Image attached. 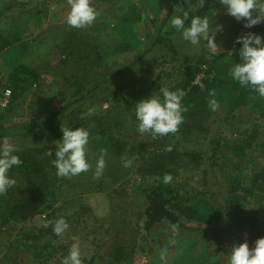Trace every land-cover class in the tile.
<instances>
[{
  "label": "rangeland",
  "instance_id": "rangeland-1",
  "mask_svg": "<svg viewBox=\"0 0 264 264\" xmlns=\"http://www.w3.org/2000/svg\"><path fill=\"white\" fill-rule=\"evenodd\" d=\"M6 1L9 0H0V7ZM18 2L14 11L0 18V30L18 29L25 35L29 51L24 59L38 69L41 78L37 85L26 90L13 103L12 110L8 109V103L4 105L10 97L5 98L0 92V125L16 126L58 108L59 90L78 78L94 81L115 75L127 64L133 65L115 76L99 97L78 107L64 119L65 126L88 121L87 158L91 167L71 178L58 176L48 205L35 217L21 222L3 223L0 220V264H57L62 248L69 251L74 243L73 237L78 238L82 264H91L96 254L99 255V264H108V254L115 244H123L133 250L130 258L120 264H227L230 246L244 240L250 244L257 225L259 237L264 236V221L262 226L258 224L263 219V212L256 192L248 196L243 208L255 213L256 220L243 221L234 237L213 230L207 224L203 225L205 231L201 234L179 240H176V229L166 222L156 224L150 231L144 228L154 177L140 176L137 167L151 151L149 144L154 138L149 133L138 131L135 105L141 98L152 93L157 95V85L174 84L178 68L208 49L204 41L193 46L183 38H177L173 51L166 58L155 50L151 54L144 52L165 19L171 0H91L99 15L91 26L81 30L101 47L105 64L101 71L95 72L63 55L61 39L71 28L66 24L70 10L68 0ZM132 8H140L142 17L130 25L122 19ZM210 23L213 28L215 23L223 26L216 33L222 52L238 49L240 45L235 43L237 36L255 28H245L243 22L225 14L224 8L210 19ZM124 46L126 50H123ZM11 60L8 53L0 55V81L12 66ZM117 84L131 87L129 94L135 100L131 109H124L113 99L112 90ZM218 104L210 121V135L219 142L215 159L218 183L211 187L204 185L207 167L193 166L187 158L174 183L190 202H204L214 208L221 206L225 194H244L250 186V172L264 168V149L261 146L264 144V127L253 111L252 99L232 115H228L226 103ZM89 108L94 109L91 115H87ZM107 113L119 115L123 126L104 129L90 120L93 115ZM254 129L259 131L258 139L247 150V168H240L226 144L244 140ZM206 135L210 136H192L181 149L188 152L191 147L202 145L207 140ZM106 138L125 141L126 151L120 156L112 154L108 145L102 143ZM9 142L19 149L39 146L44 148L45 154L56 152L57 143L47 132H41L37 139L17 138ZM101 157L106 165L103 174L97 178L94 175L96 162ZM125 159L132 161L130 167L124 166ZM8 197V191L0 195V205L2 199ZM52 217H63L68 222L69 228L62 236L58 237L51 225L40 227ZM161 252L165 253L163 261Z\"/></svg>",
  "mask_w": 264,
  "mask_h": 264
},
{
  "label": "trees",
  "instance_id": "trees-1",
  "mask_svg": "<svg viewBox=\"0 0 264 264\" xmlns=\"http://www.w3.org/2000/svg\"><path fill=\"white\" fill-rule=\"evenodd\" d=\"M18 3V0L6 1L0 7V18L14 11ZM170 4L165 19L161 22L153 39L151 38L149 48L144 50L146 54H151L155 50L166 58L167 54L173 51L175 40L182 36L171 27L170 20L173 16L180 15L183 10H189L190 17L207 16L210 20L224 8L219 0H205L203 7L199 6V0H171ZM141 17L140 8H132L124 14L122 21L132 25ZM252 32L262 35L264 23L257 24ZM61 43V49L66 58L68 57L77 64L89 66L94 72L102 70L105 62L100 45L93 39H88L81 29L67 30L62 36ZM123 50H126V46ZM28 51V42L20 30L9 32L0 30V55L8 53L12 58V66L0 81V92L4 93L6 89L11 90L10 101L7 104L9 110H12L13 103L26 90L40 82L41 74L38 69L29 65L24 59ZM239 59L238 52H233L232 56L230 52L222 51L218 55H211L206 49L195 60L183 63L177 70L175 83L165 86L172 90L183 89L185 95L182 104L186 111L183 112V122L178 131L154 138L149 144L151 151L142 158L137 167V173L140 176L154 177L144 222V228L147 231H150L156 224L166 222L176 229V240H179L185 236L201 234L205 231L203 225L207 224L213 230L224 233L228 237H234L243 221L256 220L255 213L243 210L248 196L255 192L259 196L264 219V168L250 172V186L245 189L244 194L223 195L219 208H214L204 202H190L174 184L186 158L193 166L205 165L207 167L204 170V185L211 187L218 183L215 159L219 142L210 135L212 132L210 121L215 116V111L209 106V100L212 98L209 95L210 91H215V99L218 103H226L228 115H232L236 109L252 99L253 111L264 127V97L257 96L258 94L251 87L241 86L230 76L231 67L235 62H239ZM132 65L133 63L127 64L115 75L99 77L94 81L82 78L72 81L66 88L59 90L60 105L58 108L16 126L0 125V141L7 139L9 142L17 138L37 139L41 136V132H47L57 143L63 135L61 127H83L88 130L87 120L67 126L63 125V121L78 107L99 97L101 91L108 88L109 82L115 76L130 69ZM201 83L204 85L203 88L200 87ZM157 87L159 94V89L163 86L157 85ZM129 89L131 87L128 84H117L112 90L113 99L121 103L124 109H131L135 105ZM90 120L104 129L123 126L119 115L109 113L93 115ZM197 134L210 136L206 135L207 140L205 139L202 145L191 147L188 152H184L181 147ZM258 136L259 131L254 129L247 134L244 140L226 144L240 168H247V150L256 143ZM102 143L108 145L111 153L116 156L122 155L127 149V143L123 140L106 138ZM261 146L264 149V144ZM17 154L22 164L13 167L9 172L17 183L8 190L9 197L2 199L0 220L3 223L27 221L38 215L48 205L53 188L58 181L56 168L53 165L56 158L54 152L45 154L43 147L32 146L20 149ZM165 174H171L173 177L168 184L163 182ZM263 219L258 223L261 226ZM258 227L257 225L251 237L250 247L259 237ZM68 252L62 248V252L57 257V264H60L62 257ZM132 252L133 250L123 244H115L108 254L107 262L108 264H120L128 260ZM98 258L99 255L96 254L91 264H99ZM191 260L196 263V260Z\"/></svg>",
  "mask_w": 264,
  "mask_h": 264
},
{
  "label": "clouds",
  "instance_id": "clouds-1",
  "mask_svg": "<svg viewBox=\"0 0 264 264\" xmlns=\"http://www.w3.org/2000/svg\"><path fill=\"white\" fill-rule=\"evenodd\" d=\"M224 6L225 14L237 21L243 22L245 28L251 29L257 24L264 23V0H219ZM70 10L66 24L71 28L83 29L91 26L99 15L97 9L92 6L91 0H68ZM205 0H199V6L203 7ZM187 22V23H186ZM170 25L181 33L184 41L196 46L204 41L211 55H218L220 49L217 44L216 33L223 26L215 23L212 27L207 16L194 15L190 17L189 10H183L180 15H175L170 20ZM236 44L239 49L229 50L238 52L239 62H235L230 69V76L239 82L241 86L251 87L259 96L264 97V36L249 31L237 36ZM201 88L204 85L201 83ZM185 95L183 89H159V94L141 98L135 105V116L138 121V131L141 134L149 133L153 138L175 133L183 122V112L186 108L182 104ZM209 106L213 111L219 104L215 99V91L209 92ZM94 109L89 108L87 115H91ZM62 138L57 140L55 160L56 175L71 178L82 172H87L91 164L87 158L89 144V132L83 127H61ZM20 149L7 139L0 141V195L6 193L16 185L17 181L9 175L10 169L22 164L17 154ZM131 160L125 159L124 166L130 167ZM106 161L103 157L96 162L94 175L99 178L103 174ZM171 174H165L163 182L172 181ZM51 225L53 232L62 236L69 228L68 222L63 218L46 219L40 227L47 228ZM66 256L62 257L60 264H82L80 245L77 237H73ZM165 259V253L161 252V260ZM227 264H264V236L258 237L250 247L247 240L234 243L230 246Z\"/></svg>",
  "mask_w": 264,
  "mask_h": 264
},
{
  "label": "built area",
  "instance_id": "built-area-1",
  "mask_svg": "<svg viewBox=\"0 0 264 264\" xmlns=\"http://www.w3.org/2000/svg\"><path fill=\"white\" fill-rule=\"evenodd\" d=\"M3 95L5 96V98L10 97V96H11V90H10V89H6V90L4 91V93H3ZM7 103H8V102L6 101V102L4 103V105L7 104Z\"/></svg>",
  "mask_w": 264,
  "mask_h": 264
}]
</instances>
